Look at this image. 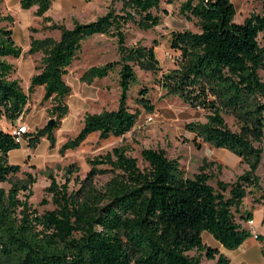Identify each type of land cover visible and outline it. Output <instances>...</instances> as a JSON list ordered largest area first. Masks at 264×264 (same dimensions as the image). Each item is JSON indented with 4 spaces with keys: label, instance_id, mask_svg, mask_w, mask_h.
Masks as SVG:
<instances>
[{
    "label": "trees",
    "instance_id": "16d2710c",
    "mask_svg": "<svg viewBox=\"0 0 264 264\" xmlns=\"http://www.w3.org/2000/svg\"><path fill=\"white\" fill-rule=\"evenodd\" d=\"M93 1V0H85ZM121 12L111 8L89 23L76 22L72 29L53 23L59 41L52 38L31 40L30 53H42L28 92L13 79L16 67L9 58L19 59L23 49L13 30L0 25V119L12 125L26 113L37 88H44V101L55 105L53 126L36 133L23 134L30 147L47 137L56 144L54 131L68 115L67 99L72 88L65 77L79 58L84 42L95 35L116 38L120 58L104 66L90 68L81 78L92 84L108 77L118 67L121 89L117 111L87 113L84 125L74 140L62 151L77 149L86 138L99 133L101 140L120 138L136 125L140 112L128 104L130 91L138 82L137 69L157 75L162 72L155 43L151 47L126 44L128 24L149 31L161 23L154 11L161 0H119ZM259 13L237 23L232 0H182L180 13L196 21L199 32L172 33L171 48L178 53L176 67L162 73L158 84L167 95L176 96L193 109L207 112V122H192L186 129L217 149L228 150L248 166L234 183L216 178L205 165L193 177H186L178 160L169 159L162 150L141 151L145 168L129 155V147H116L89 161L91 170L81 188L70 192L69 178L59 185L51 177L48 192L56 209L40 215L29 205L36 178L12 183L6 191L0 187V264H204L202 256L217 259L216 264H230L218 248L207 245L203 234L209 233L228 250L238 249L252 238L237 215L253 221L251 211H243L245 198L262 191L257 171L264 159V0ZM23 9L37 7L36 15L52 22L45 14L53 0H20ZM6 18H3L4 20ZM142 89L136 101L149 112L154 106ZM233 117L239 131L233 130L225 117ZM22 138L0 128V182H11L21 170L12 164L9 153L21 147ZM221 167L220 165L218 166ZM110 174L103 186L95 184L97 175ZM216 180L217 187L211 182ZM27 193L25 200L20 199ZM257 240L264 244V236ZM195 251L197 256H190Z\"/></svg>",
    "mask_w": 264,
    "mask_h": 264
},
{
    "label": "rangeland",
    "instance_id": "374dc122",
    "mask_svg": "<svg viewBox=\"0 0 264 264\" xmlns=\"http://www.w3.org/2000/svg\"><path fill=\"white\" fill-rule=\"evenodd\" d=\"M236 7L235 21L243 23L252 14L259 13L262 9L261 0H232ZM182 0H161V8L154 11L161 16L159 26L146 31L133 24L126 27L128 46L144 45L155 47L157 58L160 61L162 72L154 75L137 69L138 82L132 87L128 104L133 112L139 111L140 115L135 127L120 138L111 137L101 140L99 133L92 134L74 150L62 151L69 140H74L84 125L87 113L100 114L105 111H117L121 89L118 84L119 67L108 77L96 79L92 84L82 82V76L92 67L104 66L117 61L120 56L116 38L106 35H95L84 42L78 60L75 61L69 74L65 77L72 88V94L67 99L69 106L68 115L61 121L60 127L54 131L56 144L51 147V142L44 137L36 147H30L25 138L21 140V147L9 153L12 164H19L21 170L11 177V182H0V187L8 191L12 183L19 182L30 173L36 178L32 186V195L28 201L37 212L42 215L47 211L56 209L53 196L48 192L51 177L59 185L66 183L69 178V168L74 170L69 184V191L81 188L82 181L87 177L91 166L89 161L97 156L105 155L116 147H129V155L138 159L141 168L147 163L141 156L145 148L157 149L165 152L172 160H178L185 171L186 177H193L199 173L203 166L208 167L216 178L227 183H234L239 176L249 170V166L234 153L217 149L201 140L198 147L193 139L194 134L186 129L192 122H207V112L202 109H193L176 96L167 95L166 91L158 84L162 73L176 67L178 53L171 48L172 33L191 30L199 32L196 21H189L180 13ZM123 5L119 0H53L52 6L45 17H50L52 22L36 15L37 7L23 9L20 0H0V25L8 26L14 32L15 41L23 49L19 59L9 58L16 67L13 79H17L24 91L28 92L30 82L35 74L42 53H30L31 40L52 38L59 41L61 32L51 30L49 26L57 23L72 29L76 22L89 23L105 15L111 8L121 12ZM3 18H6L2 20ZM264 81V69L259 71ZM142 89L149 90V99L154 110L149 112L136 99ZM44 89L39 87L31 97L26 113L12 125L5 118L0 119V128L14 131L18 125L28 127L29 133H36L45 129L52 120H57L52 114L55 105L51 100L44 101ZM228 125L239 131L236 120L231 116L225 117ZM221 166L220 168L218 166ZM261 179L262 191L249 194L244 200L243 211L253 213V224L246 222L237 215V221L252 233L248 239L236 250L225 249L231 259L230 264H264V244L259 242L254 235L264 236V159L257 171ZM111 178L110 174L97 175L95 184L103 187ZM217 187L216 180L211 182ZM27 193L20 195L25 200ZM204 242L212 247L220 243L209 233H204ZM190 256H197L195 251ZM204 264H216L217 260H209L201 255Z\"/></svg>",
    "mask_w": 264,
    "mask_h": 264
},
{
    "label": "built area",
    "instance_id": "2783aa9c",
    "mask_svg": "<svg viewBox=\"0 0 264 264\" xmlns=\"http://www.w3.org/2000/svg\"><path fill=\"white\" fill-rule=\"evenodd\" d=\"M28 127L25 125H18L15 130L13 131V133L18 137V138H22L23 134L28 133ZM251 224H253V221H251ZM258 235H254V237L257 239Z\"/></svg>",
    "mask_w": 264,
    "mask_h": 264
},
{
    "label": "crops",
    "instance_id": "0c3cea01",
    "mask_svg": "<svg viewBox=\"0 0 264 264\" xmlns=\"http://www.w3.org/2000/svg\"><path fill=\"white\" fill-rule=\"evenodd\" d=\"M43 88V87H42ZM44 89V88H43ZM37 90H38V88H37ZM44 92V91H43ZM45 93V92H44ZM203 239H204V234H203ZM252 239V238H251ZM208 245V244H207ZM215 248H218L220 251H221V253H223V254H225L228 258H229V256L227 255V253L225 252V248L222 246V245H220V246H217V247H215ZM217 259H218V256H217ZM217 259H215V260H217ZM230 259V258H229ZM203 261V260H202ZM230 262H231V259H230ZM204 263V262H203Z\"/></svg>",
    "mask_w": 264,
    "mask_h": 264
},
{
    "label": "water",
    "instance_id": "95a60500",
    "mask_svg": "<svg viewBox=\"0 0 264 264\" xmlns=\"http://www.w3.org/2000/svg\"><path fill=\"white\" fill-rule=\"evenodd\" d=\"M55 124V120H52L48 126H53Z\"/></svg>",
    "mask_w": 264,
    "mask_h": 264
}]
</instances>
